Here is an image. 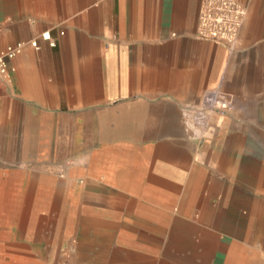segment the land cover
I'll use <instances>...</instances> for the list:
<instances>
[{
  "label": "crops",
  "instance_id": "0c3cea01",
  "mask_svg": "<svg viewBox=\"0 0 264 264\" xmlns=\"http://www.w3.org/2000/svg\"><path fill=\"white\" fill-rule=\"evenodd\" d=\"M246 1L230 49L196 37L201 0H0V50L26 44L0 76V264L64 256L70 228L91 257L82 236L115 227L153 264H264L262 0ZM212 89L231 108L197 127L185 109Z\"/></svg>",
  "mask_w": 264,
  "mask_h": 264
},
{
  "label": "built area",
  "instance_id": "2783aa9c",
  "mask_svg": "<svg viewBox=\"0 0 264 264\" xmlns=\"http://www.w3.org/2000/svg\"><path fill=\"white\" fill-rule=\"evenodd\" d=\"M246 9L239 0H201L196 37L200 40L224 45L233 49L237 43ZM49 40V33L42 34ZM30 46L37 48V42L31 41ZM53 46L54 43H49ZM24 42H17L0 50V76L5 77L13 71L8 65L25 47ZM232 105L231 95L218 89L204 92L198 104L185 109L186 117L195 126L205 127L213 114H226Z\"/></svg>",
  "mask_w": 264,
  "mask_h": 264
},
{
  "label": "rangeland",
  "instance_id": "374dc122",
  "mask_svg": "<svg viewBox=\"0 0 264 264\" xmlns=\"http://www.w3.org/2000/svg\"><path fill=\"white\" fill-rule=\"evenodd\" d=\"M64 0H55L57 9H63L62 3ZM102 0H83V8L82 9H95L96 6H101ZM246 9V15L243 19V23L241 28L244 26L245 23L251 22V15L255 9V4L248 5L245 0H239ZM258 13H254V22L253 25L258 27L259 35L257 36V41L261 42L264 41V0L258 3ZM241 30V29H240ZM223 92V91H222ZM225 93V92H224ZM228 94V93H227ZM230 95V94H229ZM215 115V114H213ZM217 115V114H216ZM210 118V117H209ZM188 120L190 118L188 117ZM209 122V119L207 120ZM260 133V132H259ZM264 134V132H262ZM261 133V134H262ZM261 155H264V146L260 148ZM102 228H97L96 230H92L88 233V235L82 236V241L87 244L88 249L92 250L94 253L91 257L87 258H80L79 255L76 256L75 254V243L72 236V228H70V233L67 234V247H66V254L64 256L57 257V253H54V257L50 259L43 260L45 264H153L154 259L148 257L145 258H133L134 251L138 248L136 244H122L119 242L118 234L120 232V228H113L112 234L108 236H99L97 231H101ZM68 231V228H67ZM71 237V238H70ZM165 239V235L163 234L161 246L164 247L163 240ZM103 240V241H102ZM99 241V242H97ZM160 245V244H159ZM52 246V245H51ZM145 251L152 250L159 251L160 247H152V245L146 244ZM152 247V248H151ZM144 250V249H143ZM105 255L102 257H98V255ZM130 256L127 258V256ZM76 256V257H75ZM160 264H167L166 262L162 261Z\"/></svg>",
  "mask_w": 264,
  "mask_h": 264
},
{
  "label": "bare ground",
  "instance_id": "6f19581e",
  "mask_svg": "<svg viewBox=\"0 0 264 264\" xmlns=\"http://www.w3.org/2000/svg\"><path fill=\"white\" fill-rule=\"evenodd\" d=\"M174 233V232H173ZM176 240V239H175Z\"/></svg>",
  "mask_w": 264,
  "mask_h": 264
}]
</instances>
